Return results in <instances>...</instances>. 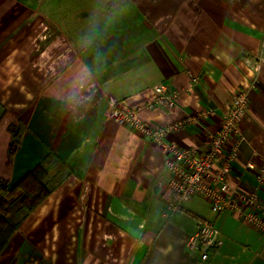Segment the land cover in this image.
<instances>
[{
    "label": "crops",
    "instance_id": "crops-1",
    "mask_svg": "<svg viewBox=\"0 0 264 264\" xmlns=\"http://www.w3.org/2000/svg\"><path fill=\"white\" fill-rule=\"evenodd\" d=\"M263 50L264 0H0V181L42 163L51 189L0 264H264V233L201 196L173 208L163 147L107 117L110 99L153 127L196 117L166 138L201 147L245 93L231 181L264 203ZM200 220L218 230L208 260L187 246Z\"/></svg>",
    "mask_w": 264,
    "mask_h": 264
},
{
    "label": "built area",
    "instance_id": "built-area-1",
    "mask_svg": "<svg viewBox=\"0 0 264 264\" xmlns=\"http://www.w3.org/2000/svg\"><path fill=\"white\" fill-rule=\"evenodd\" d=\"M259 61L264 60V50ZM258 61V62H259ZM258 62L254 64L258 67ZM154 91L159 101L174 105V93L168 92L166 85L157 84ZM249 107L248 97L241 92L236 94L223 117L221 127L209 133L201 147L181 148L169 141L166 134L169 130H177L185 122L198 123V118L188 117L183 121L165 127L149 126L134 115V111L125 104L114 99L109 100L107 117L119 125L136 128L143 132L152 142L161 145L166 153L167 186L172 194L171 206L179 205L192 196L205 198L214 213L231 212L264 233V203L255 193L241 192L231 181L232 161L238 154V141L227 151L226 147L233 135L238 136V123L243 119ZM254 169L255 165L248 163ZM259 185L264 183V166L255 168ZM217 228L208 220H200L196 233L187 241L190 249L199 253L201 260H208L210 253L219 245Z\"/></svg>",
    "mask_w": 264,
    "mask_h": 264
},
{
    "label": "trees",
    "instance_id": "trees-1",
    "mask_svg": "<svg viewBox=\"0 0 264 264\" xmlns=\"http://www.w3.org/2000/svg\"><path fill=\"white\" fill-rule=\"evenodd\" d=\"M14 148L11 144V154ZM48 175V169L39 163L13 186L0 181V254L20 224L17 216L37 210L51 193Z\"/></svg>",
    "mask_w": 264,
    "mask_h": 264
},
{
    "label": "rangeland",
    "instance_id": "rangeland-1",
    "mask_svg": "<svg viewBox=\"0 0 264 264\" xmlns=\"http://www.w3.org/2000/svg\"><path fill=\"white\" fill-rule=\"evenodd\" d=\"M94 1L102 4L107 3V0H60L61 4L68 6L70 8L77 7L80 4L92 5Z\"/></svg>",
    "mask_w": 264,
    "mask_h": 264
},
{
    "label": "clouds",
    "instance_id": "clouds-1",
    "mask_svg": "<svg viewBox=\"0 0 264 264\" xmlns=\"http://www.w3.org/2000/svg\"><path fill=\"white\" fill-rule=\"evenodd\" d=\"M90 81V77L87 75H82L80 78V89L84 90L88 87Z\"/></svg>",
    "mask_w": 264,
    "mask_h": 264
}]
</instances>
